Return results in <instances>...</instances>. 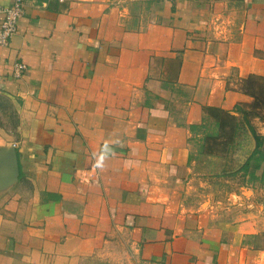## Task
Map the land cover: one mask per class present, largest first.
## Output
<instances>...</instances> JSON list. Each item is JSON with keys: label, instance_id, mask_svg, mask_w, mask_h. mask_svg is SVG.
<instances>
[{"label": "crops", "instance_id": "obj_1", "mask_svg": "<svg viewBox=\"0 0 264 264\" xmlns=\"http://www.w3.org/2000/svg\"><path fill=\"white\" fill-rule=\"evenodd\" d=\"M257 91L264 0H24L0 46L17 120L0 149L19 167L0 185V264H264ZM210 119L238 124L226 151L251 142L237 182L194 177Z\"/></svg>", "mask_w": 264, "mask_h": 264}, {"label": "rangeland", "instance_id": "obj_2", "mask_svg": "<svg viewBox=\"0 0 264 264\" xmlns=\"http://www.w3.org/2000/svg\"><path fill=\"white\" fill-rule=\"evenodd\" d=\"M259 92L257 91V98L261 102H264V92L262 94ZM0 102V122L6 124L8 129H13L17 120L12 117V107L5 99ZM220 119L226 120L224 116H220ZM207 125H209V128L204 132L201 130L202 135L197 137V139H193L191 142L192 157L190 162L195 179L209 184L212 182L218 184L219 180L226 179H233L232 182H237L235 177H233L235 176L234 171L238 169L250 151L251 142L245 141L235 152L230 153L225 150L226 141H229L230 138L228 133L224 131L222 133L221 128L215 126V123L211 119ZM227 137L228 139H226ZM118 261L123 263L122 257Z\"/></svg>", "mask_w": 264, "mask_h": 264}, {"label": "built area", "instance_id": "obj_3", "mask_svg": "<svg viewBox=\"0 0 264 264\" xmlns=\"http://www.w3.org/2000/svg\"><path fill=\"white\" fill-rule=\"evenodd\" d=\"M24 13V0H13L9 5L0 4V46H8L12 36L16 33L18 22ZM28 67L22 61L14 64L12 77L22 78Z\"/></svg>", "mask_w": 264, "mask_h": 264}, {"label": "water", "instance_id": "obj_4", "mask_svg": "<svg viewBox=\"0 0 264 264\" xmlns=\"http://www.w3.org/2000/svg\"><path fill=\"white\" fill-rule=\"evenodd\" d=\"M19 167L14 148L0 149V185L12 183L18 179Z\"/></svg>", "mask_w": 264, "mask_h": 264}, {"label": "trees", "instance_id": "obj_5", "mask_svg": "<svg viewBox=\"0 0 264 264\" xmlns=\"http://www.w3.org/2000/svg\"><path fill=\"white\" fill-rule=\"evenodd\" d=\"M238 110V109H237ZM218 112V111H217ZM215 113V112H214ZM225 117H226V119H229L230 120V124L233 122V120H234V117L233 116H231L229 113H227V114H225ZM197 126H192L191 127V130H195V128H196ZM240 130V128H239V126H238V124H235L234 125V129H233V132H232V127H231V132L229 133L228 132V135L231 137L232 136V138L233 137H235V135L237 134V133H239L238 131ZM250 130L252 131V133L254 134V136H255V133L253 132V130L250 128ZM255 138H256V142H257V148H256V150L254 151V154H256V153H258V149H259V147L261 146V142L259 141V139L257 138V136H255ZM234 140H235V138H234ZM248 168H249V161H247L246 162V164L242 167V170L243 171H247L248 170Z\"/></svg>", "mask_w": 264, "mask_h": 264}]
</instances>
